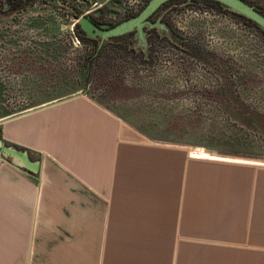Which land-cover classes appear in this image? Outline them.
<instances>
[{"label":"crops","instance_id":"0c3cea01","mask_svg":"<svg viewBox=\"0 0 264 264\" xmlns=\"http://www.w3.org/2000/svg\"><path fill=\"white\" fill-rule=\"evenodd\" d=\"M3 125L40 170L0 164V264H264V162L147 140L83 94Z\"/></svg>","mask_w":264,"mask_h":264},{"label":"rangeland","instance_id":"374dc122","mask_svg":"<svg viewBox=\"0 0 264 264\" xmlns=\"http://www.w3.org/2000/svg\"><path fill=\"white\" fill-rule=\"evenodd\" d=\"M248 1L264 12V0ZM148 2L0 0V119L84 93L147 140L264 162V32L227 7L167 3L152 16L166 28H146L148 47L134 33L103 48L90 78L100 40L82 37L76 10L114 25Z\"/></svg>","mask_w":264,"mask_h":264},{"label":"water","instance_id":"95a60500","mask_svg":"<svg viewBox=\"0 0 264 264\" xmlns=\"http://www.w3.org/2000/svg\"><path fill=\"white\" fill-rule=\"evenodd\" d=\"M169 0H149L147 5L142 9V11L132 16L126 20H123L117 24H111L108 22H97L89 14H79L76 10L74 19L79 22L80 28L91 38L99 39V48L103 46L104 43L110 41L112 38L127 34L129 32L135 31L136 39L139 41L138 45L142 47H148L149 42L147 39V27H160L166 28L164 24L159 21H154L152 16L155 12ZM224 4L227 8L235 11L246 18L254 21L263 31H264V13L254 4L246 0H216ZM84 93H77L70 97H66L60 100H56L52 103L33 108L22 112L17 115L6 117L0 119V164L6 163L14 168L29 171L31 173H38L40 170V161L33 160L30 152L24 148H18L13 144H8L3 139V125L5 122L14 119L17 116L32 112L36 109L43 108L45 106L68 100L74 97H78Z\"/></svg>","mask_w":264,"mask_h":264},{"label":"trees","instance_id":"16d2710c","mask_svg":"<svg viewBox=\"0 0 264 264\" xmlns=\"http://www.w3.org/2000/svg\"><path fill=\"white\" fill-rule=\"evenodd\" d=\"M12 3H14V6H16V7H21L22 6V1L23 0H10ZM172 1H174V0H169L168 2H166L165 4H163L161 7H163L164 5H166L167 3H169V2H172ZM205 1H208V2H211V3H213V4H215V5H217V6H221V7H226L224 4H222L221 2H219V1H216V0H205ZM246 1H248V0H246ZM249 2V1H248ZM160 7V8H161ZM158 11V10H157ZM263 12V11H262ZM264 13V12H263ZM250 20V19H249ZM250 21H252V20H250ZM252 22H254V21H252ZM255 23V22H254ZM256 24V23H255ZM257 25V24H256ZM258 26V25H257ZM78 28H79V31H80V34L81 35H83L82 37L84 38V39H87V40H89V41H99V39H94V38H91V37H89L81 28H80V25L78 26ZM263 31V30H262ZM264 32V31H263ZM134 33L136 34V32L135 31H132V32H129V33H127V34H124V35H121V36H117V37H114V38H112L110 41H108V42H106V43H104L103 44V46L101 47V48H99V44H98V50L92 55V56H90L89 57V70H90V78H91V76H93V74L95 73V71H96V64H97V59H98V57L100 56V54H101V52H102V49L103 48H107V47H109V46H113V45H116L115 43H118V42H120V41H122L123 39H125L126 37H128V36H131V35H134ZM136 40V39H135ZM135 40H133L132 42H129V43H127V46L129 45V47H130V44H131V49H133L134 51H136L135 50V46H133V43L135 42ZM124 45V44H123ZM114 47V46H113ZM140 52H142V54L145 56L146 55V52H144L143 50H140Z\"/></svg>","mask_w":264,"mask_h":264},{"label":"flooded vegetation","instance_id":"af4514ba","mask_svg":"<svg viewBox=\"0 0 264 264\" xmlns=\"http://www.w3.org/2000/svg\"><path fill=\"white\" fill-rule=\"evenodd\" d=\"M159 9H160V8H159ZM159 9H158V10H159ZM94 19H95L97 22H100L98 19H96V18H94Z\"/></svg>","mask_w":264,"mask_h":264},{"label":"bare ground","instance_id":"6f19581e","mask_svg":"<svg viewBox=\"0 0 264 264\" xmlns=\"http://www.w3.org/2000/svg\"><path fill=\"white\" fill-rule=\"evenodd\" d=\"M199 153V152H198ZM195 154V153H194ZM203 155V153H201ZM207 155V154H206Z\"/></svg>","mask_w":264,"mask_h":264}]
</instances>
